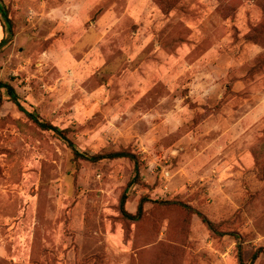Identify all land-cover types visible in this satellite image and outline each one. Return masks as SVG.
I'll use <instances>...</instances> for the list:
<instances>
[{
	"label": "rangeland",
	"instance_id": "obj_1",
	"mask_svg": "<svg viewBox=\"0 0 264 264\" xmlns=\"http://www.w3.org/2000/svg\"><path fill=\"white\" fill-rule=\"evenodd\" d=\"M0 264H241L264 247V0H11ZM255 30H260L258 34ZM0 24V41L4 37ZM253 37V39L251 38ZM140 220L123 218L121 199ZM254 264H264L261 255Z\"/></svg>",
	"mask_w": 264,
	"mask_h": 264
},
{
	"label": "trees",
	"instance_id": "obj_2",
	"mask_svg": "<svg viewBox=\"0 0 264 264\" xmlns=\"http://www.w3.org/2000/svg\"><path fill=\"white\" fill-rule=\"evenodd\" d=\"M12 11H11V0H0V24L3 28L4 37L0 41V48L8 43L11 38L14 36V28H15V21L12 17ZM260 30H255V33L258 34ZM253 39V37L251 36ZM2 89H5L9 95L10 100L19 107L30 119H32L35 123L38 124V126L46 130L48 132L53 133L54 135H57L62 140L68 143V145L72 148L74 157L76 160H86L90 161L92 163L100 162L104 159H119V158H127L134 162V176L129 182V186H132L136 183H142V174H141V162L138 156L131 152V151H114V152H108V153H97V154H89L83 151H80L76 145L69 139V137L66 134V130L61 129L57 125H54L50 122L46 121H40L39 118L32 112H29L27 109H25L20 102V97L15 89V87L8 83L0 80V106L3 101L2 97ZM127 194H123L121 199V212L122 216L125 219L128 220H140L143 218L145 214L144 205L151 201L149 197H143L138 205L137 211L135 213L130 212L127 207ZM154 203L160 204V205H176L184 208L191 214H196L198 217L201 218L203 223L207 225V227L215 234L218 235H232L238 242L237 247L239 251V259L241 264L244 263V247L242 244L243 237L236 232H227L220 229L219 223L213 221L210 219L205 213L198 210L197 208L193 207L190 204L183 203L181 201L177 200H155ZM264 255V247H260L257 249L251 258L250 264H254L256 260L261 256Z\"/></svg>",
	"mask_w": 264,
	"mask_h": 264
}]
</instances>
